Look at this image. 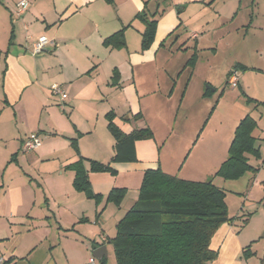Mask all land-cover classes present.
<instances>
[{
	"label": "crops",
	"instance_id": "crops-1",
	"mask_svg": "<svg viewBox=\"0 0 264 264\" xmlns=\"http://www.w3.org/2000/svg\"><path fill=\"white\" fill-rule=\"evenodd\" d=\"M20 1L0 0V116L5 114L6 122L0 120V141L13 142L11 162L15 163V169L12 170L20 168L27 175L18 158L22 157L23 140L36 133L40 146L32 150L34 162H45L46 165L48 160H53L56 174L48 169H45L46 173L61 178L69 170L70 184L66 190L56 187L55 192L49 191L51 198L44 197L45 205L39 204L38 195L31 186L23 188L16 196L17 202L14 190L8 187L0 190V198L10 200L12 212L9 217L19 216L23 223L38 225L44 221L49 228L51 216L43 213L45 208L53 207L58 211L57 216H53L55 220L62 222L66 217L75 225L89 219L84 216L88 211H80L86 196L72 188L74 172L68 166L80 158L110 163L114 140L107 129L106 115L109 113L126 134L134 129L147 128L141 120L146 114H154L161 127L174 125L168 108L169 99H174V94L177 98L184 97V89L187 90L194 73L187 63L195 55L194 64H197L199 41L203 37L193 33L189 37L194 44L186 43L180 11L187 4H202L206 0H182L183 3L181 0H165L167 3L161 9L162 14L155 17L154 41L145 51L140 50L144 24L136 15L148 0H111L110 3L104 0H26L28 6L18 13ZM148 6L149 3L148 15L157 12L158 6L152 12ZM122 29L124 48L112 49L103 45L104 39ZM42 36L46 37L47 43L42 52L33 54L32 44ZM53 85L62 87L67 95L65 101L51 92ZM180 105L177 104L178 109ZM137 115H140L139 119L134 118ZM180 128V131L184 129L183 124ZM255 138L261 147L259 139ZM72 140H76L78 154L71 146ZM64 151L67 154L62 156ZM134 152L135 162L111 163L112 169L119 173L141 172L143 175L146 170L160 168L168 175L180 174H174L177 159L174 155L166 159L154 136L150 140L137 141ZM251 163L259 172L262 163ZM83 165L89 169L88 162ZM91 174L88 177L93 188ZM185 175L179 177L184 180ZM52 193H63L64 198L57 200ZM227 196L228 216L235 218L244 209V201L235 196L231 211ZM106 206L104 199L95 206L98 215H102ZM16 209L20 210L18 214ZM34 209L42 214L37 211L34 215ZM252 209L254 211L243 226L244 235L234 232V224L218 228L210 242L217 257L208 264H241L238 259L246 247H249V257L243 258L247 264H264V198ZM10 226L14 228L13 224ZM255 231L263 232L261 240L256 238ZM30 245L20 257H16L15 252L7 261L0 257V264H57L43 249ZM90 249L91 245L84 247L85 251ZM65 257L68 259V255ZM67 264L71 262L67 260Z\"/></svg>",
	"mask_w": 264,
	"mask_h": 264
},
{
	"label": "rangeland",
	"instance_id": "rangeland-1",
	"mask_svg": "<svg viewBox=\"0 0 264 264\" xmlns=\"http://www.w3.org/2000/svg\"><path fill=\"white\" fill-rule=\"evenodd\" d=\"M166 1L148 0V10L152 12L158 6L156 14L161 15ZM183 7L180 19L184 36H187L186 43L190 46L194 44V40L189 37L193 33L203 35L199 41L197 64L187 66L190 71L194 69L190 84L187 90L184 89V97L177 98L174 94V99H169L168 108L174 125L161 127L156 123L154 114H146L141 120L151 130L157 145L162 147L166 159H170V155L177 159L174 174H186L184 180L195 182L211 179L215 186L228 195L231 211L232 202H235L236 197H241L244 201L242 214H250L254 211L253 205L264 198V0H206L202 4H187ZM234 72L238 83L232 86L228 80L231 76L229 73ZM178 103L181 104L180 109L177 108ZM172 106L173 110H170ZM4 115L0 116L2 122H5ZM246 115L257 124L253 134L261 144V169L259 172H248L237 180H224L215 176V173L227 157L236 126ZM181 124L184 128L182 131ZM12 148L13 142L7 144L0 141V190L3 187L13 189L16 202V196L27 186L34 189L41 205L46 204L44 197L51 198L49 191L55 192L56 187L68 189L69 170L61 178L46 173L48 169L56 174V162L48 160L46 165L45 162H34L33 151L26 153L22 150V157L18 158L20 167L27 175L20 168L12 170L15 169V163L11 162L14 153L11 152ZM66 154L64 151L62 156ZM192 169L194 172H190ZM91 175L92 191L102 193V200L106 199L112 188L126 189V194L119 207L108 203L103 216L96 212L95 200L86 198L80 211H88L84 216L89 220L78 221L75 225L66 217L62 222L55 220L53 216H57L58 211L53 207L45 208L43 213L47 212L51 216L49 228L44 225V221L38 225L23 223L19 216L9 217L12 212L10 200L0 198L2 260L7 261L13 252L16 257L22 256L31 244L36 249H43L57 264H67V260L71 264H90L88 261L91 258L94 264H101L94 258L93 251L106 237L111 239L115 236L117 223L137 200L143 175L141 172H116V177L109 173ZM54 194L51 195L57 196V200L64 198L61 196L63 193ZM19 211L16 209L15 212L18 214ZM37 211L33 210L34 215ZM11 224L14 228H11ZM240 225V221L233 225L235 233H242L243 226ZM254 233L261 240L259 238L263 232ZM87 245H91L92 249L85 251ZM104 246L107 254L104 264H116L112 244L107 242ZM238 260L241 264H247L243 256Z\"/></svg>",
	"mask_w": 264,
	"mask_h": 264
},
{
	"label": "trees",
	"instance_id": "trees-1",
	"mask_svg": "<svg viewBox=\"0 0 264 264\" xmlns=\"http://www.w3.org/2000/svg\"><path fill=\"white\" fill-rule=\"evenodd\" d=\"M147 4L145 2L142 11L136 15L144 24L141 51L148 50L152 45L157 25V14L148 15ZM103 45L112 49L124 48V29L104 39ZM195 62L196 56L192 55L187 64L193 66ZM113 118L111 113L106 115L107 129L114 140V155L110 163L101 164L80 158L68 166L74 172V190L95 200L96 205L102 202V196L92 192L88 174L109 173L115 176L111 163L135 162L134 144L153 138L149 128L134 129L126 134ZM134 118L139 119L140 115ZM256 128V122L249 115L239 121L227 158L215 176L237 180L248 172L258 170L251 163L259 162L261 158L258 140L253 136ZM71 146L78 154L76 140L71 141ZM84 162H88V170L84 168ZM125 194L126 189L112 188L105 204L113 203L119 207ZM225 199L226 192L215 186L211 179L195 182L168 175L160 168L146 170L135 204L117 223L115 236L105 239L101 246L107 242L112 244L116 264H208L217 257V252L210 248V242L218 228L237 221L241 222V227L245 226L251 216L241 212L237 217L230 218ZM242 256L249 257V247L243 250ZM104 259L100 260L101 264H104Z\"/></svg>",
	"mask_w": 264,
	"mask_h": 264
},
{
	"label": "built area",
	"instance_id": "built-area-1",
	"mask_svg": "<svg viewBox=\"0 0 264 264\" xmlns=\"http://www.w3.org/2000/svg\"><path fill=\"white\" fill-rule=\"evenodd\" d=\"M28 6V2L26 0H21L18 4H17V8H18V13L23 12L26 7ZM47 43V39L46 37H39L37 39V41H35L32 44V52L33 54H37L43 51L45 45ZM228 83L232 86L237 84V78H236V74L231 73V76L229 77ZM51 92L58 96L61 101H65L67 99V95L65 93V91L62 89L61 86L59 85H53L51 87ZM40 146V139L38 137V135L36 133H32L30 134L28 137H26L23 142H22V150L24 152H30L36 148H38ZM1 262V259H0ZM90 264H94V260L91 258L89 260Z\"/></svg>",
	"mask_w": 264,
	"mask_h": 264
},
{
	"label": "water",
	"instance_id": "water-1",
	"mask_svg": "<svg viewBox=\"0 0 264 264\" xmlns=\"http://www.w3.org/2000/svg\"><path fill=\"white\" fill-rule=\"evenodd\" d=\"M93 256L96 258L98 261H100L102 258L106 257V247L101 246L98 249L93 251Z\"/></svg>",
	"mask_w": 264,
	"mask_h": 264
}]
</instances>
